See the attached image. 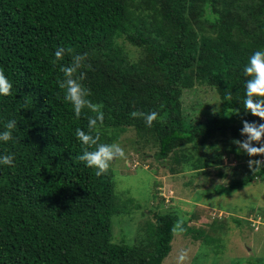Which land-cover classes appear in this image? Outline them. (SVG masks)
Segmentation results:
<instances>
[{"label": "trees", "instance_id": "1", "mask_svg": "<svg viewBox=\"0 0 264 264\" xmlns=\"http://www.w3.org/2000/svg\"><path fill=\"white\" fill-rule=\"evenodd\" d=\"M57 46L66 49L60 60ZM262 49L264 0H0V71L13 85L0 95V131L18 122L14 140L0 142V153L15 154L14 166H0V264H163L172 251L175 210L148 219L134 240H115V217L133 197L116 191L114 160L97 176L77 159L75 130H87L95 113L77 117L64 100L60 64L84 56L74 76L104 113L100 142L133 127L155 157L179 164L176 172L220 163L226 146L236 162L226 189L235 191L264 181V169L248 166L264 154L249 157L229 142L244 120L264 123L242 104L244 65ZM199 85L220 96L219 113L206 119L184 111V90ZM151 111L152 127L133 116Z\"/></svg>", "mask_w": 264, "mask_h": 264}, {"label": "rangeland", "instance_id": "2", "mask_svg": "<svg viewBox=\"0 0 264 264\" xmlns=\"http://www.w3.org/2000/svg\"><path fill=\"white\" fill-rule=\"evenodd\" d=\"M220 108L216 89L199 85L184 90L186 113L206 119ZM229 138L230 144L234 139H244L234 132ZM115 142L125 150V157L114 160L116 191L125 200L133 197L126 213L115 217L116 241L122 234L134 240L148 219L154 222L157 213L175 210L182 230L175 232L172 251L163 264H232L249 257L264 259V181L228 191L236 162L226 153V146L220 163L176 172L174 165L179 164L155 157L157 147L142 140L133 127L122 131ZM205 152L214 155L216 150ZM204 237L209 239L206 244Z\"/></svg>", "mask_w": 264, "mask_h": 264}, {"label": "clouds", "instance_id": "3", "mask_svg": "<svg viewBox=\"0 0 264 264\" xmlns=\"http://www.w3.org/2000/svg\"><path fill=\"white\" fill-rule=\"evenodd\" d=\"M65 51L66 49L63 46L56 47L54 54L57 60L62 59ZM83 61V55L75 54L71 57L70 63L60 64L59 71L63 74V78L58 80L57 84L63 91L64 100L71 104L72 110L77 117L81 116L85 109L95 113L94 116L88 117L87 130L77 128L74 135L83 146V151L78 154L77 159L87 167L95 169V174L100 176L109 169L113 160L125 157V150L116 142H100L98 125L103 124L104 113L89 99L90 89L81 82L79 77L74 76V73L81 69ZM243 73L245 76L250 77L245 81L243 107L251 113L264 118V49L256 50L252 53L248 58V62L244 65ZM12 87L13 85L7 76L3 71H0V95H9ZM137 115L143 116L148 127H152L153 121L158 118L156 111L148 113L133 112V116ZM17 124L16 119L6 121L4 130L0 131V142L14 140L13 132L17 128ZM240 133L245 138L233 140V143L238 145V152L245 153L249 157L264 154V143L259 146L253 144V141L258 142L264 138V123L244 120ZM93 145L95 146L94 148L92 147ZM14 163V153H0V166H14ZM248 166L253 173L260 171L264 169V158L249 159ZM177 229L182 230L180 221H177L173 231Z\"/></svg>", "mask_w": 264, "mask_h": 264}]
</instances>
